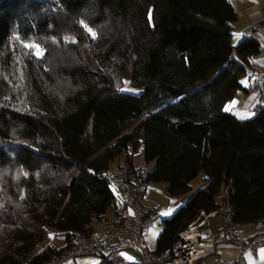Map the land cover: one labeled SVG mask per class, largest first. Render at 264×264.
<instances>
[{"label": "trees", "instance_id": "1", "mask_svg": "<svg viewBox=\"0 0 264 264\" xmlns=\"http://www.w3.org/2000/svg\"><path fill=\"white\" fill-rule=\"evenodd\" d=\"M235 21L229 0H0V264H43L119 214L99 175L119 156L152 162L146 183L174 198L203 174L160 219L155 255L200 211L218 213L225 186L235 221L264 217V107L247 120L222 110L259 51L232 45ZM50 229L61 245L32 254Z\"/></svg>", "mask_w": 264, "mask_h": 264}, {"label": "built area", "instance_id": "2", "mask_svg": "<svg viewBox=\"0 0 264 264\" xmlns=\"http://www.w3.org/2000/svg\"><path fill=\"white\" fill-rule=\"evenodd\" d=\"M249 83L254 97L252 112L255 114L264 107V72L252 70ZM146 174L144 166L126 165L118 166L109 174L99 172L117 189L118 197L129 211L128 214L119 213L110 218H102L100 227L89 234H72L67 249L52 255L43 264H63L84 255H104L105 261L111 264H135V258L144 264H202V260L215 252L216 234L211 229L210 220L217 215L221 218L217 235L223 244L237 251V256L232 261L215 264H240L245 252L264 249V217L235 221L230 190L225 186L218 194V213L200 211L185 229L176 234L174 242L166 250L155 255L145 242V231L152 221L144 218V210L138 204L139 196L147 187ZM244 230H251L253 234L241 239L238 233Z\"/></svg>", "mask_w": 264, "mask_h": 264}, {"label": "crops", "instance_id": "3", "mask_svg": "<svg viewBox=\"0 0 264 264\" xmlns=\"http://www.w3.org/2000/svg\"><path fill=\"white\" fill-rule=\"evenodd\" d=\"M229 2L236 13V21L233 23V29H232V45L235 47L243 38H253L258 42V39L255 38V34L258 33L261 28H264V0H229ZM258 45L260 46L259 42H258ZM257 54H254V55H257ZM248 57H247V64L250 65V61L248 60ZM252 70H258V69L252 66V68L250 69V72ZM250 72L248 73V76H247V83L246 84L240 83L242 89L237 90L235 94L233 95V97L224 103L223 108H222L224 112L233 114L236 119H238L236 115L237 113L247 114V118L243 120L250 119L254 115L252 112L253 106H254V97H253V93L251 91L250 83H249ZM226 107L229 108V111H225ZM238 120H241V119H238ZM137 157H140L142 159L141 156H137ZM133 159L131 161L132 167L142 166V165L134 166ZM121 165H125V163H119L115 166V168ZM144 192L139 196V200H138L139 206L143 210H149L151 208H156V207H150L148 209H145L142 206L141 203H142ZM165 194L168 196V199H169L168 207L165 210H161V211H159L156 208V213L158 217L161 216V218H167L171 216V214L179 206H181L180 203L179 204L177 203L176 198L171 197L166 191H165ZM119 212L121 214H126V213L128 214L129 211L126 209V207H124ZM112 215L113 213L111 211H108L106 213L107 218L111 217ZM151 221H152L151 226L148 227L145 231V242L148 248L152 249L150 251L153 252L155 249L156 239L162 230V225H161V228H154L153 220ZM220 225H221V218L219 215L215 216L213 219L210 220L211 229L216 234L215 252H214V256L212 257V259L210 256H212L213 254L205 258L204 260H202V264H215V263L225 262V261L228 262V261L234 260L237 256V251L233 247L223 244L221 242V239L217 235ZM99 227H100L99 223L93 224V228L95 230L98 229ZM252 234H253V231L244 230L238 233V237L241 239H245ZM60 245L61 244L54 245V246L59 247ZM262 250L264 249H258L255 251L245 252L243 256V260L241 261L240 264H264V252H262ZM127 254L133 257L131 253H127ZM100 260H101V257L96 264H98Z\"/></svg>", "mask_w": 264, "mask_h": 264}, {"label": "rangeland", "instance_id": "4", "mask_svg": "<svg viewBox=\"0 0 264 264\" xmlns=\"http://www.w3.org/2000/svg\"><path fill=\"white\" fill-rule=\"evenodd\" d=\"M255 38L258 39V42L260 44L259 46V53L257 55H252L248 57V60L250 61V65H246L247 67V75L242 77L239 81L242 84L247 83V76L248 73L250 72V69L252 66L256 67L259 71L264 72V28H261L258 33L255 34ZM232 57L236 58L235 52L232 53ZM128 80H125L124 86L122 88V91L132 93V94H138L140 92V89L130 87L128 84ZM119 163H124V157L119 156L115 160L111 161L109 164V170L113 171L115 166ZM133 165L138 166V165H145L144 162L140 157H135L133 159ZM153 166L152 162H149L145 165L146 169H151ZM203 174L200 173L198 176H196L191 182H190V187L191 190L186 193L185 195L176 198L177 203L180 205L185 204V202L188 200L190 196H192L196 190L201 188L203 186V181H202ZM167 184L165 182H155V183H148L146 190L143 195L142 199V206L145 209H148L150 207H156L159 211L165 210L168 207L169 204V199L168 196L165 194V188ZM112 190L114 191L115 189L111 187ZM218 218V217H217ZM161 216L157 217L156 219L153 220V227L154 228H161V222H160ZM218 221V219H217ZM53 230H49V233L47 237L36 244L34 249L32 250V254L37 252L38 250L42 249L43 247L47 245H59L62 242L58 238H53ZM149 250H152L149 248ZM214 256V254L211 257ZM100 259L99 255H84V256H79L76 257L72 260L65 261L63 264H96ZM210 259V258H209ZM208 260V259H207Z\"/></svg>", "mask_w": 264, "mask_h": 264}, {"label": "snow or ice", "instance_id": "5", "mask_svg": "<svg viewBox=\"0 0 264 264\" xmlns=\"http://www.w3.org/2000/svg\"><path fill=\"white\" fill-rule=\"evenodd\" d=\"M88 31L92 34L93 37H95V33L92 32L91 29H88ZM25 46H26V47L36 48V51L33 52V53H31L32 55H36L37 57H39L40 55H42V50H40L39 47H38L37 45L33 44V45H31V46H29V45H25ZM233 103H235V102H233ZM225 111H229V108L226 107V108H225ZM236 115H237V118H238V119H241V120L247 118V114H244V113H237ZM262 252H264V250H262ZM129 259H131V258H129Z\"/></svg>", "mask_w": 264, "mask_h": 264}]
</instances>
